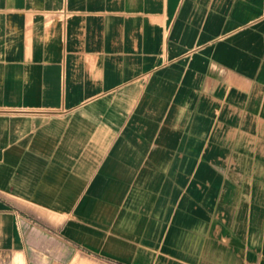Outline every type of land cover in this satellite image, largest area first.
Returning <instances> with one entry per match:
<instances>
[{"label":"crops","instance_id":"obj_1","mask_svg":"<svg viewBox=\"0 0 264 264\" xmlns=\"http://www.w3.org/2000/svg\"><path fill=\"white\" fill-rule=\"evenodd\" d=\"M229 155L264 169V0H0V252L174 264L159 219L220 198ZM251 192L217 264L264 262Z\"/></svg>","mask_w":264,"mask_h":264},{"label":"rangeland","instance_id":"obj_2","mask_svg":"<svg viewBox=\"0 0 264 264\" xmlns=\"http://www.w3.org/2000/svg\"><path fill=\"white\" fill-rule=\"evenodd\" d=\"M181 147V145H178ZM224 147V145H222ZM257 146V145H255ZM261 145H259L260 147ZM245 149V146H243ZM236 148H232L231 154L235 153ZM243 149V150H244ZM255 149V147H254ZM240 152V151H239ZM244 152V151H243ZM201 159L196 160L193 164V170L185 182L190 185L193 181L196 169ZM250 161V160H249ZM246 155H239L237 159L229 155L224 162H209V165L220 175L221 189L220 198L214 196L212 203L204 205L199 202L189 191L186 193V207L190 208V216L186 219H159L158 221V246L163 247L167 260H174V264H217L221 258L223 247L225 249H234L237 253L245 246V239L241 233L245 231L244 215L246 216V205L250 192L253 193V208L258 219H260L264 205V169L251 171V165ZM180 161H174L179 164ZM248 165V166H247ZM232 169H236L232 171ZM256 173V174H255ZM187 178V177H186ZM186 180V179H185ZM175 185L181 182V177L177 174L173 176ZM228 182L233 183L229 186ZM226 183H228L226 185ZM188 185V186H189ZM229 188L224 191V188ZM232 187V188H231ZM216 194V193H215ZM222 199V201H221ZM218 201L220 203H218ZM228 204V209L225 205ZM249 204V203H247ZM260 206V208H255ZM192 206V207H191ZM237 206V210L235 209ZM194 207V208H193ZM234 208V210H233ZM235 211L238 220L234 230L227 229L226 216L232 215ZM164 239V243H162ZM67 245L66 243H63ZM161 245V246H160ZM206 253V254H205ZM227 253V252H226ZM250 253L249 255H251ZM205 255V257H203ZM248 255V256H249ZM173 256L176 259H173ZM260 254L249 256L247 264H264L259 261ZM246 258V257H245ZM251 259L253 262L251 263ZM0 264H27L25 257L17 252H0ZM61 264H112L107 260L90 255H73L63 256ZM219 264V263H218Z\"/></svg>","mask_w":264,"mask_h":264}]
</instances>
